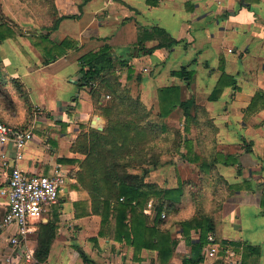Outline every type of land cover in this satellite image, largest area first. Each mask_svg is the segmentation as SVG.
I'll list each match as a JSON object with an SVG mask.
<instances>
[{
  "label": "crops",
  "instance_id": "crops-1",
  "mask_svg": "<svg viewBox=\"0 0 264 264\" xmlns=\"http://www.w3.org/2000/svg\"><path fill=\"white\" fill-rule=\"evenodd\" d=\"M59 1H55L57 9L67 10V14L80 13L81 6V16L63 19L56 30H51L49 39L57 44L70 37L77 42V50L68 49L46 63L45 58L37 60V51L32 46L23 45L26 55H22L11 38L0 41L2 78L4 74L16 78L27 92L33 110L43 114L38 119L34 116L37 124L33 126V139L21 150V159L15 160L12 144L7 146L8 160L0 156V191L8 187L14 165L29 174L59 172L65 177L56 202L30 221L25 239L27 249L35 257L39 226L50 223L54 236L40 264H181L199 242V229L184 227L183 223L206 217L211 219L213 230L207 236L209 242L199 250L202 264H264V108L244 118L245 107L253 95L259 90L264 92V0H160L155 6L148 5L146 0ZM186 4L192 6L190 11ZM155 27L164 29L177 42L169 48H156L151 54L129 58L137 45L152 47L158 43ZM101 37H109L120 59H129L127 66L115 72V75L122 72L121 81L127 79L126 72L130 69H134L133 79L139 74L141 86L147 89L143 90L142 100L148 109L158 104V88L179 85L180 78L171 72L187 64L195 99L205 101L204 104L222 103L218 116L234 138L231 146L238 148L240 168L237 172L236 165L224 167L229 172L236 170L223 178L238 188L228 189L227 197L212 215L199 212L198 208L195 214L177 217L186 204L182 192L173 201L162 196H149L141 204L135 200L123 210L122 196L112 197L113 191L101 189L102 196L93 199L89 189L77 182L75 174L85 154L72 150L71 146L80 132L91 127L94 115H99L102 125H106L97 107L109 97L101 93L95 104L87 90L77 86V59L97 50L102 44L97 38ZM10 56L14 57V64L19 61L22 69L16 67V72L11 71ZM68 65L73 70L60 78L61 70ZM203 67L213 72L209 75L208 70L205 73L196 70ZM222 71L233 76L236 88L225 86L217 101H209L207 97ZM2 78L0 85L4 82ZM200 78L209 84L205 99L197 91L202 84ZM3 116L0 114V118ZM246 145L251 152L239 149ZM144 168L149 166L143 164L128 170L144 175L146 184H151L146 179L148 173L156 169L161 170L158 174L165 180V161L146 173L142 171ZM177 187L176 183L159 186ZM6 203V196L0 192V217L7 209ZM162 203H172L174 210L169 212L163 206L158 216ZM163 209L168 212L164 217ZM13 231V227L0 231V264H9L5 258L11 253L8 238ZM157 233L169 235L160 246L163 263L156 247Z\"/></svg>",
  "mask_w": 264,
  "mask_h": 264
},
{
  "label": "trees",
  "instance_id": "trees-1",
  "mask_svg": "<svg viewBox=\"0 0 264 264\" xmlns=\"http://www.w3.org/2000/svg\"><path fill=\"white\" fill-rule=\"evenodd\" d=\"M159 1L160 0H146V3L155 6ZM186 9L190 11L192 6L186 4ZM79 10L80 13L57 16L50 29L56 30L63 19L80 18L81 6H79ZM153 31L159 36L158 43L152 47H143L140 46V44L137 45L138 47L132 49L129 58L137 57L141 54H151L156 48H169L171 44L177 42V40L169 36L162 28L155 27ZM11 36V28L9 26L4 27L0 22V40L8 39ZM97 39L102 41L99 48L95 51H88L80 55L77 59L79 64L77 86L79 88L84 87L95 104H97L101 93H105L109 97L111 95L112 101L109 103L106 101L105 104L97 107L99 113L106 119V125L103 129L97 130L89 127L88 131L79 133L71 146L72 150H78L85 154V158L80 165V170L75 174L76 180L89 189L93 199L102 196L103 193L100 192L101 189L113 191L114 195H112V197L116 196L119 198L122 196L123 201L120 206L123 207V210L124 207L129 206L135 200L137 203L141 204V201L149 196H162V198L168 201H173L177 196L179 197L181 193L180 187L175 189H161L154 184L143 183L144 175L133 174L128 170L130 168L141 167L143 164L148 165L149 168H156L161 165L159 153L156 151L152 152V150L158 149L159 141L165 127L145 121L150 114V109H146L145 105H143L138 98L133 99L126 91L122 92V88L119 89L122 83L116 81L117 79L113 77L116 70L127 66L129 59H120L115 54L109 37ZM51 46L52 48L47 50V55L50 59L45 60L46 63L63 55L68 49H78L77 42L71 40L70 37H65L60 43H53ZM54 50L57 54L53 56ZM171 75L184 79L186 86H189L191 72L187 71L185 67L172 71ZM139 77L140 76H137L136 78L141 81ZM1 78L2 73L0 71V79ZM17 86L20 87L19 83ZM225 86H232L235 89L236 81L233 79V76L222 71L207 99L209 101H217ZM157 102L159 117L167 116L170 109L176 106L182 107L187 119L191 117L189 112L190 105L188 102L180 99V88L176 85L158 88ZM124 104H127L126 110L128 111V116L122 115L125 113V109L123 110L120 108ZM196 105L197 104L194 106ZM245 108L244 118L264 108V92L261 90L257 91ZM19 127L24 128L25 126ZM187 147V151H190V146ZM245 150L246 152L252 151L251 147L248 145L245 146ZM217 158L218 157L210 164L202 161L201 168L208 170L213 166L214 162L218 161ZM219 158L223 159L222 162L226 165H236L237 172L239 171L240 164L236 155H220ZM187 159L192 162L195 161L197 157H188ZM149 168L142 169L143 173H146ZM227 187L229 190L238 188L237 184H227ZM163 206L166 207L168 211L174 210L172 203H168L167 205L162 203L157 211L158 216ZM183 225L184 227L199 229V242L193 247L191 256L183 259L181 264H202L203 258L199 254V250L203 244L209 242L207 236L213 230L211 219L209 220L206 217H202L200 219L186 221ZM53 236L54 226L52 224L47 223L39 226L38 239H36L38 247L34 254L39 262L45 260ZM168 236L167 233H157L156 238H158V243L156 247L159 250L160 263H163L161 260L162 249L160 246L164 243V240L168 239Z\"/></svg>",
  "mask_w": 264,
  "mask_h": 264
},
{
  "label": "rangeland",
  "instance_id": "rangeland-1",
  "mask_svg": "<svg viewBox=\"0 0 264 264\" xmlns=\"http://www.w3.org/2000/svg\"><path fill=\"white\" fill-rule=\"evenodd\" d=\"M55 1L59 0H0V22L4 27L9 26L11 28L12 36L10 38L17 48L22 51V55H26L24 48H22L23 45H26L28 48L32 46L37 51V60L50 59L47 55V50L52 48L51 45L53 43L56 44L53 39H49V35L52 32L50 27L57 16L67 14V10L57 9ZM73 1L76 2L78 0ZM54 37L56 38V36ZM55 54L57 53L54 50L52 55L54 56ZM10 58L9 68H11L12 72H16V67L22 69L19 61L14 64V57L10 56ZM188 66L189 64L185 66V69L191 71V69L187 68ZM72 70V66L68 65L61 70L59 77L64 78ZM196 70H199L198 72L200 73H205L208 70L209 75L213 72V69L208 67ZM121 73L118 75L114 74L113 77L117 79L116 81L122 83L119 89L122 88V92L126 91L131 98H138L143 103V90L147 89L141 86L137 78H132L134 69L126 72L127 79L125 81L119 79ZM2 79H4V82L0 85V114L4 116L0 118V121L25 127L34 126L35 128L37 122H34V116L36 115L38 119L43 114H38L33 110V105L28 98L27 92L23 89V85L20 82H16V78H11L4 74ZM177 80L179 85L176 86L180 88V99L189 103L191 117L187 119L180 106L171 108L167 116L159 117L158 104L152 105L150 114L145 121L165 127L158 149H154L152 152L156 151L159 153L161 161H165L167 164V169L165 171V180L158 174L161 171L158 169L148 173L149 175H147L146 179L148 178L150 183L157 187L176 183L181 188V192L185 195L183 202L186 204L180 209L177 217L195 214L198 208L199 212L212 215L217 211L228 194L227 182H225L223 175L227 177L236 171L235 169L233 172L224 170V167L227 168L229 166L224 164L222 162L223 159L219 158V156L236 155L238 148L231 146L234 138L228 134L229 127L218 116L223 107L222 103L204 104L205 101L204 103L199 102V99H195L194 88H191L193 79L190 78L188 87L184 79L180 78ZM199 80V84L200 82L202 84L197 86V91L205 99V92H207L209 84H205L207 82L206 79L200 78ZM168 81L170 82L171 79L168 78ZM18 83L20 87L17 86ZM107 101L108 103L112 101L111 95L107 97ZM196 101L199 103L197 104L198 107L197 105L194 106ZM143 105L145 104L143 103ZM145 107L148 109L146 105ZM126 108L127 104H124L120 109H125V113L122 115L128 116ZM187 146H190V151H187ZM241 148L245 150L244 146L239 149ZM188 157H197V159L190 162L187 159ZM216 157H218V161L214 162L211 168L208 170L201 168L202 161L210 164ZM164 214L167 215L168 212L165 210ZM171 214L173 215V213Z\"/></svg>",
  "mask_w": 264,
  "mask_h": 264
},
{
  "label": "built area",
  "instance_id": "built-area-1",
  "mask_svg": "<svg viewBox=\"0 0 264 264\" xmlns=\"http://www.w3.org/2000/svg\"><path fill=\"white\" fill-rule=\"evenodd\" d=\"M33 139V126L19 127L0 121V156L8 160L7 146L15 148V160L21 159V150ZM65 177L56 172L50 175L29 174L17 165L11 168L8 187L1 190L6 196L7 209L0 217V231L13 227L8 241L11 253L6 262L40 264L26 247V233L32 219L40 217L56 202L58 190L64 185ZM165 216L164 213L161 214ZM214 249L209 253L212 255ZM232 254V253H231ZM233 264V263H230Z\"/></svg>",
  "mask_w": 264,
  "mask_h": 264
},
{
  "label": "water",
  "instance_id": "water-1",
  "mask_svg": "<svg viewBox=\"0 0 264 264\" xmlns=\"http://www.w3.org/2000/svg\"><path fill=\"white\" fill-rule=\"evenodd\" d=\"M90 125L92 128H95L97 130H102L104 127L101 123V117L99 115H94L92 117Z\"/></svg>",
  "mask_w": 264,
  "mask_h": 264
}]
</instances>
